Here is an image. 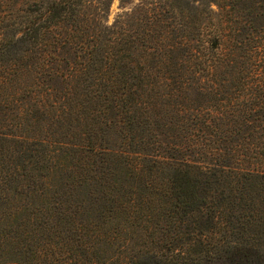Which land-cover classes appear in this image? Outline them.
Instances as JSON below:
<instances>
[{
    "label": "trees",
    "instance_id": "16d2710c",
    "mask_svg": "<svg viewBox=\"0 0 264 264\" xmlns=\"http://www.w3.org/2000/svg\"><path fill=\"white\" fill-rule=\"evenodd\" d=\"M171 5L164 18L160 9L147 16L145 54L135 59L136 49L124 43L140 33L90 25L88 0H0V207L8 203L14 220L22 219L4 235L12 243L24 238L13 248L25 258L21 264H38L43 245L35 238L44 231L71 264H264V251L238 236L230 207L204 200L214 184L234 199L264 186L238 166L264 148V2L235 16L229 8L213 38L212 22L199 17L168 22L182 27L168 42L160 27L176 18ZM197 93L221 95L201 105ZM109 133L122 134L124 155L114 158L97 138ZM187 137L206 171L184 159ZM115 161L130 170L127 177ZM45 168L68 175V196L83 182L114 195L100 191L98 206L62 209L55 197L43 201ZM205 215L214 221L208 233L189 229ZM250 215L241 228L253 222Z\"/></svg>",
    "mask_w": 264,
    "mask_h": 264
},
{
    "label": "rangeland",
    "instance_id": "374dc122",
    "mask_svg": "<svg viewBox=\"0 0 264 264\" xmlns=\"http://www.w3.org/2000/svg\"><path fill=\"white\" fill-rule=\"evenodd\" d=\"M90 1L93 6L90 8L89 11H87V15H89V24L92 25L94 23L95 25L101 24V25H108L109 27H112V30L116 32L117 30L120 32H124L125 29H127V32L129 34V31L131 32H137L140 34H137L132 38L128 39L126 43H124L125 48H133L136 49L134 52V58L135 59H141V57L145 54V48L142 45L144 42L142 37L146 35L144 34V31H148L149 24L147 21V16L150 15V13H154L157 11V9H160L162 11L163 18L171 14V10L173 6L171 5L172 2L174 3V9L176 11V18L170 19L169 21H163L162 26L160 27V30H164V33L169 36V38L166 39V41H175L176 34L181 35L182 34V27L180 25H172L170 28L168 27V22H185L187 24H190L191 21H193L194 18L199 17L201 18L202 23H208V21L212 22V25H210V28L212 31L210 32L211 37L213 38V33L216 28H218V25L220 22L217 23V21L221 17H224V14L229 11V8H232V13H234V16L236 13H242V9L245 7L249 9H253V7L256 5L258 0H243L242 3L238 2V5L235 3H232L229 5V2L227 0H88ZM264 2V0H263ZM249 7V8H248ZM209 8L213 9L215 11V14L211 17L206 19L205 16L209 15L208 10ZM86 11V10H85ZM247 11V10H246ZM207 13V14H206ZM87 18L86 16L84 17ZM85 23V21H84ZM225 23V22H224ZM87 24V23H85ZM106 27V26H105ZM184 30V29H183ZM169 34H168V33ZM143 33V34H142ZM173 35L175 36V40L173 39ZM208 36H206L207 39ZM208 40V39H207ZM125 42V41H123ZM172 43V42H171ZM161 49H164L163 45L159 44L158 41H156V44ZM123 46V43L121 44V47ZM241 50V47L238 49V52ZM73 50H70V54H67L66 58L69 59L72 63L75 61ZM104 52V51H102ZM160 53V52H159ZM159 54L154 55L153 57H156L158 59ZM244 55V54H241ZM138 61V60H136ZM242 60H240L241 62ZM139 63V61H138ZM142 63H139L138 67H141ZM239 66V64H238ZM143 67H145V64H143ZM230 70V69H229ZM159 71V69L155 70L156 73ZM145 72V70H144ZM147 72V70H146ZM141 75V74H139ZM145 78V74L143 75ZM264 76V74H263ZM192 95V94H191ZM216 93H197L195 97L199 99V101L202 103L201 105H204V103L208 102V99H211L212 97L220 96ZM193 96V95H192ZM99 141H102L103 147H110L114 153V158L117 154H120L121 156L124 155L123 150V137L122 134L120 135L117 133V135L114 133H109L106 137H97ZM176 138V137H172ZM234 138V137H231ZM242 138V137H238ZM246 138V137H244ZM248 140L251 142L253 140L259 139L258 137H247ZM100 142H97V145H99ZM194 138L193 137H187L185 141V146H191L190 149L187 151L184 149L183 153L185 155L184 159H188L190 165L192 167H196L199 165V169H203L206 171L207 162H199L201 161V156L197 155L194 151ZM21 148V147H16ZM100 149V147H98ZM166 149V148H165ZM127 151H131V149H127ZM189 152V153H188ZM227 152H230V149H227ZM257 152L260 153L261 156H264L262 153H264V148H257L256 151L251 153V164H245L243 162L239 163V167H243L245 169H250L252 172H255L256 176L259 179H264V157H258ZM25 153H28V150H26ZM167 152L164 150V154L166 156H169L166 154ZM241 153H246L244 150L241 151ZM189 154V155H188ZM238 155V152H235L234 150L231 151L230 155L231 157H236ZM209 163L217 164L218 160L215 158H212L211 156L205 155ZM129 155H125L123 157H120L118 160L120 161L123 159V161H127ZM204 157V156H203ZM202 157V158H203ZM135 157H131L130 159H134ZM135 160V159H134ZM204 160V161H205ZM211 160V161H210ZM133 161V160H132ZM122 162V161H121ZM120 162V163H121ZM115 163H111V166H117V173L121 177H127L128 173L130 172L129 169H127L126 165L121 163V165ZM206 163V165H205ZM238 164V163H237ZM41 172L50 173L49 175L45 176L42 180L43 182V191H44V198L43 201H49V203L52 201L50 199L56 198L57 204H61V202H64L63 208L65 209L67 206L71 204H84V205H94L98 206L100 201L99 198L102 196L100 191L106 192L109 191V193L113 192L107 188H102V190L99 188L98 185L90 184L89 182H83L84 186L81 187L77 193H74V197L68 196L66 193L67 185L68 183V175L64 173H59L58 175L56 173H51L50 168L43 169ZM53 174H56L57 176H54ZM78 176L77 178H79ZM215 188L212 189V186L208 188L210 192H205L204 195L205 199L207 201L212 202V204L218 209L219 202H223L227 206L230 207V211L228 212L233 220V226H235L236 229H238V236L241 240L245 241L247 240L250 243H253L257 248L264 251V186L262 188V192H253L252 195H249L248 192L244 194H238V197L234 199L231 195H224V185H218L214 184ZM96 186V187H95ZM57 191V192H56ZM63 193V198L60 197L58 192ZM55 195L53 196V194ZM114 195V194H113ZM203 195V196H204ZM225 196V197H224ZM63 199L62 201H58V199ZM224 197V198H223ZM227 198V199H226ZM36 201H38L36 199ZM55 200L53 199L52 203ZM9 202V201H7ZM12 202L16 203L18 202L17 199L12 200ZM27 202H32L30 199L27 200ZM6 206L0 207V264H21L25 260L24 257H22L21 254L17 253V250H14L13 248L18 249L16 243L21 242L24 238L21 237L20 239L16 238L13 240L11 239V236L6 238L4 236L10 229H13V227H16L19 223L22 222V219L14 220L15 215L10 214L8 211L10 208H7L9 206L8 203H6ZM256 204L258 209L254 210L251 208L252 205ZM103 206V205H101ZM207 212V209H205ZM251 213H253V222H249V224L246 226V229L241 228L242 225H244L245 219L250 220ZM214 214V213H212ZM20 215V213H19ZM18 215V216H19ZM21 216V215H20ZM193 222L192 226L191 223ZM214 224V221L207 220V215L203 216L200 221L193 220L189 222V229L192 227L194 231L196 232H203L208 233V231L212 228ZM231 225V228L233 226ZM28 229L27 227H24ZM47 234L46 231H44V235L41 234V236H36L35 241L40 246L43 245V253L39 259L38 264H71L73 261L66 259V255L68 254L65 249L60 252V248L56 245L50 244L47 241L50 240L48 237L45 236ZM245 238V240L243 239ZM135 243L132 244L133 247ZM49 246L55 247V254L51 253V249H49ZM137 246V245H136ZM59 248V249H58ZM49 249V250H48ZM105 249V247H104ZM139 249V247H138ZM137 249V250H138ZM111 253V250L107 252L109 255ZM82 258V257H81ZM85 258V257H84ZM81 262L89 263L91 264V261L82 260ZM95 263V261L93 262ZM27 264V263H26Z\"/></svg>",
    "mask_w": 264,
    "mask_h": 264
}]
</instances>
